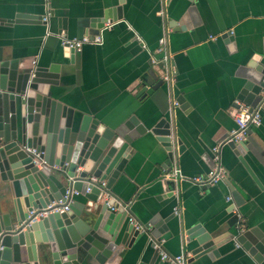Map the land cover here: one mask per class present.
Wrapping results in <instances>:
<instances>
[{"label": "crops", "instance_id": "0c3cea01", "mask_svg": "<svg viewBox=\"0 0 264 264\" xmlns=\"http://www.w3.org/2000/svg\"><path fill=\"white\" fill-rule=\"evenodd\" d=\"M118 5L119 0H0L5 59H17L23 67L60 65L59 85L51 88L53 99L79 117H97L109 126H119L132 115L149 129L166 119L178 147L186 148L181 154L173 150L186 180L180 182L179 197H170L166 175L173 162L166 148L152 132L133 143L134 153L111 194L128 205L129 220L144 226L159 214L167 220L166 229L153 227L141 241L119 245L106 264H168L160 260L152 232L162 233L165 250L184 255L188 264H264L235 239L205 248L182 237L183 230L196 224L213 237L236 234L240 226L242 232L256 228L264 236V103L261 126L252 128L243 141H248L243 161L228 144L222 147L226 179L204 188L189 181L211 171L212 148L237 128L233 112L246 83L264 79V0H125L123 19L107 23L94 36V20ZM18 14L42 20L1 24ZM228 33L232 41L224 38ZM86 37L92 41L80 51L66 44ZM153 58L170 60L172 80L162 91L139 100L143 77L157 70ZM3 185L0 181V210L7 213L12 204ZM231 186L244 200L232 212ZM76 200L93 207L82 196ZM177 207L181 216L174 214ZM235 214L239 225L232 228L229 222ZM40 264H52L50 256Z\"/></svg>", "mask_w": 264, "mask_h": 264}, {"label": "water", "instance_id": "95a60500", "mask_svg": "<svg viewBox=\"0 0 264 264\" xmlns=\"http://www.w3.org/2000/svg\"><path fill=\"white\" fill-rule=\"evenodd\" d=\"M124 4L125 0H119L117 7L94 20L92 34L99 36L107 23L122 20ZM39 20L40 16L18 14L14 21L3 20L1 24H37ZM230 35L225 34L224 38ZM230 38L232 41L233 37ZM159 61H152L157 70L143 77L136 96L139 100L169 85L170 60ZM60 71L58 64L49 68L23 67L17 59H5L0 47V181L6 184L2 190L9 193L12 204L7 213L0 210V264H40L41 259L48 260L49 256L52 264H106L119 245L141 241L153 227L160 232L166 229L167 220L159 214L142 229H136L128 219L129 207L111 190L134 153L133 143L147 133L152 132L166 148L171 162H175V151L183 153L186 148L182 144L178 147L169 121L161 120L149 129L135 115L119 126H109L89 115L79 117L74 109L52 98L51 88L59 85ZM261 72L264 75V68ZM263 90L262 82L250 80L237 100L254 109L262 101ZM171 112L175 117V106ZM228 146L243 161L248 141L230 142ZM92 177L106 186L91 182ZM166 186V195L170 197H174L176 186L180 190V183L167 181ZM68 191L78 193L76 196H82L93 207H86L74 196L69 211L50 212L52 204L65 203ZM231 191L232 212L244 200L232 186ZM44 210L49 212L48 216L31 223L30 213L36 211L34 217ZM238 223L235 214L229 225L233 228ZM240 227L236 234L213 237L201 224H196L183 230L182 237L186 243L197 240L205 248H212L225 238L235 239L261 262L263 234L256 228L242 232ZM161 234L151 233L159 240ZM211 253L218 255L216 250Z\"/></svg>", "mask_w": 264, "mask_h": 264}, {"label": "built area", "instance_id": "2783aa9c", "mask_svg": "<svg viewBox=\"0 0 264 264\" xmlns=\"http://www.w3.org/2000/svg\"><path fill=\"white\" fill-rule=\"evenodd\" d=\"M163 1L167 2V0H163ZM45 21H47V19H45ZM91 41H92L91 38L86 37L82 41H78V40L73 41V42L67 41L66 44L71 49H75V50L80 51L84 44L90 43ZM96 41L100 42V39L98 38ZM160 43L162 45L166 44V38L164 37L160 41ZM152 61L154 64L161 62L159 60H156L155 58H153ZM33 64L35 65L36 62H33ZM168 80H169V77H167V81ZM171 80H172V78H171ZM262 83L264 84V79L262 80ZM260 96L262 97V101L254 109H251V107L249 105H246L244 103H240V102L238 103L239 107H237L233 112L237 128L229 134V136L226 140L218 143L216 146H214L212 148L213 167H212L211 171L205 176H199V177H196V178L189 180L191 183L204 188V187H209V186L215 185V184H217L221 181H224L226 179V172L222 166V156H221L222 147L224 145L230 143V142L240 143V142L245 141L247 139V133L252 128H258L261 126V124H262V110H261V108H262L263 103H264V90L262 91ZM90 180L93 183L101 185V187L106 186L105 182H101L97 178L92 177ZM166 180L173 181L176 185H178V183L186 180V178L181 175V171L178 168L177 164L173 163V167H172L171 171L166 175ZM173 192H174V194H177V196L179 197L180 190L177 186ZM76 195H78V193L68 191L67 195L64 197L65 203L60 201L58 203L52 204L50 206V208H51L50 212H53V213L57 212V213L62 214V213L69 211L70 210L69 207L73 203V198ZM126 207H128V205H126ZM35 212L36 211L31 212L29 215V219L31 220V223L38 222L42 218L47 217L49 214L48 211L44 210L41 213H39L33 217ZM174 214L177 216H181L182 209L180 207L175 208ZM130 222L135 226L136 229H142L143 228V226L138 224L133 218H130ZM154 246L159 253V257H160L161 261L166 262L168 264H188V260L186 259V257L184 255H180V256L170 255L164 248V241L157 239L154 242Z\"/></svg>", "mask_w": 264, "mask_h": 264}]
</instances>
